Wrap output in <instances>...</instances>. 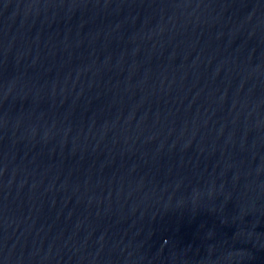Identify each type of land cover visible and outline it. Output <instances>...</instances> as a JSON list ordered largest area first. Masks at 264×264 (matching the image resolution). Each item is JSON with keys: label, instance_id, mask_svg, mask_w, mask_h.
<instances>
[{"label": "water", "instance_id": "1", "mask_svg": "<svg viewBox=\"0 0 264 264\" xmlns=\"http://www.w3.org/2000/svg\"><path fill=\"white\" fill-rule=\"evenodd\" d=\"M0 264H264V0H0Z\"/></svg>", "mask_w": 264, "mask_h": 264}]
</instances>
